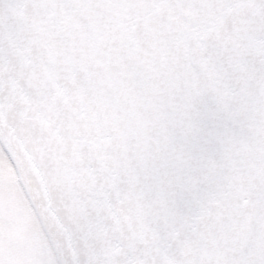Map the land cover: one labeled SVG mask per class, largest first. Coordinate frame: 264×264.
<instances>
[{
  "label": "snow or ice",
  "instance_id": "1",
  "mask_svg": "<svg viewBox=\"0 0 264 264\" xmlns=\"http://www.w3.org/2000/svg\"><path fill=\"white\" fill-rule=\"evenodd\" d=\"M0 264H264V0H0Z\"/></svg>",
  "mask_w": 264,
  "mask_h": 264
}]
</instances>
